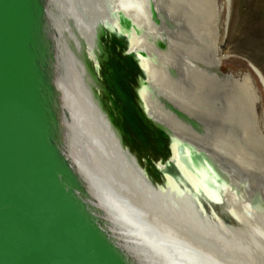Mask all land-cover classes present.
<instances>
[{
	"label": "bare ground",
	"instance_id": "obj_1",
	"mask_svg": "<svg viewBox=\"0 0 264 264\" xmlns=\"http://www.w3.org/2000/svg\"><path fill=\"white\" fill-rule=\"evenodd\" d=\"M41 1L53 142L115 246L131 264H264L260 95L249 75L223 74L216 0ZM106 70L124 73L120 94L141 136L138 113L170 132L167 154L120 136L111 114L123 104Z\"/></svg>",
	"mask_w": 264,
	"mask_h": 264
},
{
	"label": "water",
	"instance_id": "obj_2",
	"mask_svg": "<svg viewBox=\"0 0 264 264\" xmlns=\"http://www.w3.org/2000/svg\"><path fill=\"white\" fill-rule=\"evenodd\" d=\"M43 13L41 0H0V264H131L77 197L76 190L85 191L53 142L56 115L45 97L53 91L42 68L52 54L43 39ZM120 71L104 76L123 104L116 118L111 114L114 126L130 146L167 154L160 140L168 139V130L153 129L138 113L143 137L129 121ZM219 215L229 228L243 230L224 207Z\"/></svg>",
	"mask_w": 264,
	"mask_h": 264
},
{
	"label": "rangeland",
	"instance_id": "obj_3",
	"mask_svg": "<svg viewBox=\"0 0 264 264\" xmlns=\"http://www.w3.org/2000/svg\"><path fill=\"white\" fill-rule=\"evenodd\" d=\"M216 5L215 56L224 75L251 77L260 95L257 111L264 135V85L251 67L264 77V0H216Z\"/></svg>",
	"mask_w": 264,
	"mask_h": 264
}]
</instances>
